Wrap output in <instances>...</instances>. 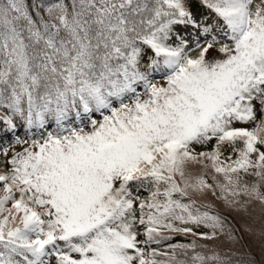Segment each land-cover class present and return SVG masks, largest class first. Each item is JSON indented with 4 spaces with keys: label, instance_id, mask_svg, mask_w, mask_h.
<instances>
[{
    "label": "snow or ice",
    "instance_id": "6c2138e0",
    "mask_svg": "<svg viewBox=\"0 0 264 264\" xmlns=\"http://www.w3.org/2000/svg\"><path fill=\"white\" fill-rule=\"evenodd\" d=\"M197 2L0 0V264H257L264 0Z\"/></svg>",
    "mask_w": 264,
    "mask_h": 264
},
{
    "label": "trees",
    "instance_id": "16d2710c",
    "mask_svg": "<svg viewBox=\"0 0 264 264\" xmlns=\"http://www.w3.org/2000/svg\"><path fill=\"white\" fill-rule=\"evenodd\" d=\"M191 10L193 12L203 11L202 9H200L197 0H192ZM23 132H24V129L21 128L20 133L23 134ZM6 139L10 140L11 137L10 136L6 137ZM225 215H228V214L225 213ZM229 219H231L232 222L234 224H236L237 227H239V224L242 221V219H246V218L237 217V218L233 219L232 216H229ZM183 239H184L183 237L178 236L175 238V240L173 242L183 241ZM241 245L246 246V247H243ZM223 247L227 248V247H229V245L227 243H225L223 245ZM236 249L239 250L240 252H245V251L251 252L252 256L257 261V264H261L262 257H264V251H262V249H261V241L258 238H256L255 236H249V235L245 234L244 239L241 242V244L236 245Z\"/></svg>",
    "mask_w": 264,
    "mask_h": 264
},
{
    "label": "rangeland",
    "instance_id": "374dc122",
    "mask_svg": "<svg viewBox=\"0 0 264 264\" xmlns=\"http://www.w3.org/2000/svg\"><path fill=\"white\" fill-rule=\"evenodd\" d=\"M194 14H196V13H198V12H193ZM181 31H182V29H181Z\"/></svg>",
    "mask_w": 264,
    "mask_h": 264
}]
</instances>
